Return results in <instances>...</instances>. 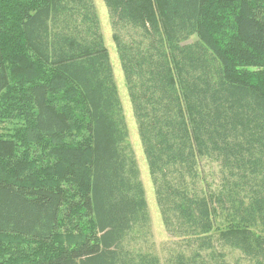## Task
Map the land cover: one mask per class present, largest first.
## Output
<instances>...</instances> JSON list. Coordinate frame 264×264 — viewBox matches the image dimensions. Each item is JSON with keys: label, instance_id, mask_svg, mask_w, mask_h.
<instances>
[{"label": "trees", "instance_id": "16d2710c", "mask_svg": "<svg viewBox=\"0 0 264 264\" xmlns=\"http://www.w3.org/2000/svg\"><path fill=\"white\" fill-rule=\"evenodd\" d=\"M18 111L35 140L9 132ZM21 140L86 185L24 183ZM144 175L177 239L165 264H264V0H0V264H164Z\"/></svg>", "mask_w": 264, "mask_h": 264}, {"label": "rangeland", "instance_id": "374dc122", "mask_svg": "<svg viewBox=\"0 0 264 264\" xmlns=\"http://www.w3.org/2000/svg\"><path fill=\"white\" fill-rule=\"evenodd\" d=\"M39 1V0H38ZM4 2V0H3ZM8 1H6L5 3H7ZM107 13V11L105 10L104 13L102 14L103 19H104V14ZM103 23L106 25L107 27V23H105V19L103 21ZM70 91V88L66 89L64 86L61 85V89L60 92L58 94L55 93V95H53L51 97V101L54 105H56L58 108H60L62 111H66L64 107H67L71 104H73L74 102H70V94H67V91ZM75 101V100H74ZM27 110V109H24ZM78 112H80V109H77ZM23 111V110H22ZM22 111H18L17 112V117L15 118V120H12L9 122L10 124V129L9 132H13L14 129H20L23 131L24 136H27V139L30 140H35V136H36V132H34L31 128V120L29 119V112H22ZM68 111V109H67ZM21 112V113H20ZM70 115H74L77 118H80V116L78 114H76L75 112H67ZM73 118L74 122H77L78 119L77 118ZM26 118V121H24V119ZM8 124L5 123V125ZM129 128L131 129L132 132V128L130 127L129 124ZM75 131V130H74ZM72 137L76 140L80 139L81 134L77 133L75 131V134L72 133ZM72 138L69 137L67 138V140H71ZM19 148H17V151L19 152V156L22 158L17 164H14V166H20L21 164H25V157L24 154L27 151L32 152V154L34 153V158H31V160L29 162H26L25 165H23L22 167L26 168L25 174L23 173V169H22V173H21V180H24V183L30 182L31 180H29L28 175H33V170L37 171V176H35L33 179L35 180V182L37 181V183L42 180H48L49 185L54 184L59 182V184L57 186H59L62 189L65 190H69L73 187V183H68V180L73 181L74 178L76 177L78 181V184L80 186L82 178L84 179V184L86 185L87 183V176L83 175L84 171L83 169L78 168V174L79 176H77V174L74 173H70L65 177V172H64V161L58 160L57 158L53 157V155L51 156V150L49 151H35V148L37 147V143L36 141L33 142V147L30 149H27L28 146L24 145L23 140L18 142ZM141 164V168L142 170H144L145 168V162L144 160L140 163ZM147 165V164H146ZM17 168H14L13 172L16 171ZM12 172V173H13ZM50 172H55L56 175L58 177H53L51 175ZM197 172L199 173V176L197 178V182L194 183V185L196 186L197 192L199 194L205 195V194H211L213 192H216L220 190V188L222 187L221 184V178H222V172H221V166L219 164V162H215L212 161L209 158H201L199 159V165L197 166ZM40 177V178H39ZM81 177V178H80ZM40 179V180H39ZM144 181H145V185L147 187V197L149 199V203H150V211H152V217H151V222H152V238H151V242L154 246V251L162 258L163 263L165 264L169 258L170 255V250L177 248V245H175V241L177 240L174 236H171L167 230L165 229V226L163 224V222L161 221V216H160V212L157 208L156 205V199L154 197V187L153 184L151 183V179L144 175ZM47 183V182H45ZM151 190L153 192L152 197L150 198L149 196V190ZM154 201V202H153ZM156 202V203H155ZM154 203V205H153ZM73 207H75V204L73 202ZM71 206V207H72ZM66 213V212H64ZM63 213V214H64ZM67 221V219H66ZM92 233V229L89 230L88 234ZM74 236H78L77 232H73V233H66L65 237L66 241L68 242L69 246H74L77 242L78 238H74ZM181 242V241H179ZM184 243H180L179 245L183 246ZM180 249V248H178ZM175 250V249H174ZM240 254L238 253H234L232 254L231 257H229V261L230 262H234L235 260H237ZM242 260V259H241ZM20 264H31L30 262H20ZM242 264H249L247 263L246 260H242Z\"/></svg>", "mask_w": 264, "mask_h": 264}]
</instances>
